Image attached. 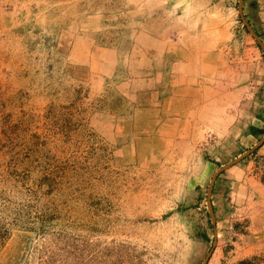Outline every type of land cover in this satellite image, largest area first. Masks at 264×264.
<instances>
[{
  "label": "rangeland",
  "instance_id": "rangeland-1",
  "mask_svg": "<svg viewBox=\"0 0 264 264\" xmlns=\"http://www.w3.org/2000/svg\"><path fill=\"white\" fill-rule=\"evenodd\" d=\"M238 4L0 0V264H264V142L206 205L264 135Z\"/></svg>",
  "mask_w": 264,
  "mask_h": 264
},
{
  "label": "water",
  "instance_id": "water-1",
  "mask_svg": "<svg viewBox=\"0 0 264 264\" xmlns=\"http://www.w3.org/2000/svg\"><path fill=\"white\" fill-rule=\"evenodd\" d=\"M242 1L243 0H238L239 4H238V11L239 14L241 16L242 22L243 24L246 26L247 30L249 31V33L254 37V39H256V41L259 43V45L262 47L263 51H264V46L262 45L261 41H260V37L258 35V33H256L254 31V29L249 25L248 21L245 19V17L242 14ZM264 142V135L260 138V140L253 145L251 148L245 150L242 154L238 155L237 157H235L233 160L221 165L212 175L210 181H209V185H208V189H207V198H206V205H207V209L209 211V214L211 216V218L213 219V208L210 202V196L212 194V189L214 186V182L217 178V176L222 173L224 170H226L227 168L233 166L234 164L238 163L239 161H241L242 159H244L246 156H248L249 154H251L259 145H261ZM209 255V254H208ZM208 255H206L204 261L202 262V264H206V261L208 259Z\"/></svg>",
  "mask_w": 264,
  "mask_h": 264
},
{
  "label": "trees",
  "instance_id": "trees-1",
  "mask_svg": "<svg viewBox=\"0 0 264 264\" xmlns=\"http://www.w3.org/2000/svg\"><path fill=\"white\" fill-rule=\"evenodd\" d=\"M249 130L250 133L253 135H260L264 133L263 129L255 126H250ZM204 238H207L206 234H204ZM238 264H252V263L249 260H242Z\"/></svg>",
  "mask_w": 264,
  "mask_h": 264
},
{
  "label": "bare ground",
  "instance_id": "bare-ground-1",
  "mask_svg": "<svg viewBox=\"0 0 264 264\" xmlns=\"http://www.w3.org/2000/svg\"><path fill=\"white\" fill-rule=\"evenodd\" d=\"M13 253V252H12Z\"/></svg>",
  "mask_w": 264,
  "mask_h": 264
}]
</instances>
